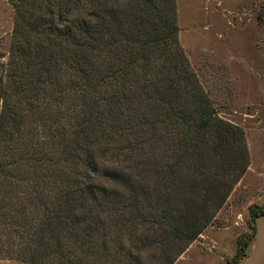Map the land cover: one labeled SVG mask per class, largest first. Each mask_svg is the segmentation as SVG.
<instances>
[{"label":"rangeland","instance_id":"rangeland-1","mask_svg":"<svg viewBox=\"0 0 264 264\" xmlns=\"http://www.w3.org/2000/svg\"><path fill=\"white\" fill-rule=\"evenodd\" d=\"M18 1L0 0V264H264V0H175L178 43L165 55L149 54L128 75L121 70L137 52L132 35L142 21L140 13L125 16L121 52L95 61L96 82L62 70L40 90L27 71L9 78ZM154 1L160 7L164 0ZM177 67L195 77L198 94L181 103L198 108L200 120L240 130L207 131L204 140L220 148L204 164L196 162L193 188L202 176L214 182L225 174V149L234 154L244 140L250 159L189 244L176 233L180 219L158 216L163 182L152 175L155 161L175 160L185 129L172 119L154 135L148 124L158 121V110L144 90L148 72L155 84ZM114 96L116 114L108 115ZM96 114H104L103 127L91 131V124L101 125ZM244 163L238 157L224 176L229 185ZM69 194L68 212H59L67 223L51 227L49 216L64 209ZM180 209L185 214L186 205Z\"/></svg>","mask_w":264,"mask_h":264},{"label":"trees","instance_id":"trees-1","mask_svg":"<svg viewBox=\"0 0 264 264\" xmlns=\"http://www.w3.org/2000/svg\"><path fill=\"white\" fill-rule=\"evenodd\" d=\"M15 7L13 59L9 67V78L15 81L17 77L19 78L18 73L27 71L24 73L25 75L31 73L36 78L35 82L31 83H36L37 86H32V88L36 87L38 90L43 89L46 82L52 77L59 78L62 70H66L68 73L72 71L74 80L96 82L98 76L96 75L95 61L102 59L101 56L105 54L112 57V55L121 52L117 46L120 43L119 37L123 36L125 30V16L140 13L142 21L140 27L134 31L135 37L134 33L132 35L137 39L135 44L138 48L134 58L130 57V67L121 70L125 75L132 74L130 69L137 68L141 60L149 58L150 55H165L169 52L170 46L178 43L175 0H164L160 7L154 0H19ZM31 35L34 40L29 38ZM33 42L36 43L34 46ZM171 74L173 76L164 80L165 82L157 80V83L151 84L152 78H149L148 72V89L144 88V90H148L150 95L148 99L153 105L151 110L154 112L158 110V121L149 122L148 129L150 128L154 135H161V126L169 120L175 119L179 121L178 130L185 129V136L183 141L180 140L176 144L175 154L177 157L175 160L165 166L155 161L152 167L155 168V171L152 169V175L156 174L157 177H160V183L163 182L159 185L161 188L159 190L158 216L164 214L165 219L176 220V222L180 219L181 225H183L182 228L177 229L176 233L183 234V237L180 238L189 244L206 229L210 222L208 219L210 209L212 207L219 209L225 202L233 186L247 171L250 159L244 140L242 143L244 148L234 154H231L234 150L230 153L231 155L229 154L232 148L225 149L224 153L220 154V158L226 160L221 166L225 174L222 177H217L214 182L202 176L201 182L193 181L194 185H198L193 188L190 177L194 172L196 162L204 164L211 152L215 153L220 148L215 147L212 150L208 142L204 140L205 135H208L207 131L211 127L221 129L219 132L225 129L228 131L239 129L231 124L227 125L229 128L219 127L222 121L221 124L212 125L210 119L200 120L198 108L194 105L186 107V104L181 103L186 95L196 99L198 94L195 92V77H192L186 68L181 70L180 67L174 69ZM111 78L117 79L118 77L114 74ZM20 79L22 82L21 75ZM25 86L29 88L26 83H20V87ZM181 89H183V94H181ZM16 93L22 95L23 90L19 88ZM156 94L158 100L155 98ZM115 98L116 96L111 100L113 105L107 107L108 115L116 114V111L112 112L116 110ZM2 99L5 114L9 104L6 99L3 97ZM98 105L100 104L95 107L97 112ZM105 117L107 116L105 115ZM103 118L104 114L98 116L96 114V118L94 116V119H97L101 125L91 124V131H95L98 126V130L102 129ZM96 126L97 128H95ZM109 130V128L105 129L106 132ZM81 133L85 134L83 130ZM104 135L105 133L102 138ZM217 136L221 138L220 134ZM241 136L243 137L242 133ZM89 146L87 143L85 148L87 156L91 154ZM238 157L245 163L239 176H236L231 182L232 184L229 185L225 181V177L231 172L230 170L237 168ZM93 161V157L88 159L90 164ZM189 190H191V195L188 193L190 196L187 195ZM197 192L199 197L196 199L194 195ZM72 196L73 194H69L64 209L58 210L56 216H49L48 222L51 227H54L55 224L67 223L65 215L59 214V212H68ZM182 205H186L185 214L180 211Z\"/></svg>","mask_w":264,"mask_h":264}]
</instances>
